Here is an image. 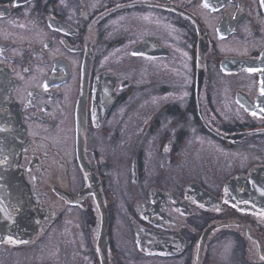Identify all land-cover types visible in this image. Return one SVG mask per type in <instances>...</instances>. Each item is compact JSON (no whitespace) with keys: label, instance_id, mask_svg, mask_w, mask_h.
Here are the masks:
<instances>
[{"label":"flooded vegetation","instance_id":"obj_1","mask_svg":"<svg viewBox=\"0 0 264 264\" xmlns=\"http://www.w3.org/2000/svg\"><path fill=\"white\" fill-rule=\"evenodd\" d=\"M0 68V264H264V0H0Z\"/></svg>","mask_w":264,"mask_h":264},{"label":"water","instance_id":"obj_2","mask_svg":"<svg viewBox=\"0 0 264 264\" xmlns=\"http://www.w3.org/2000/svg\"><path fill=\"white\" fill-rule=\"evenodd\" d=\"M9 92L7 73L0 68V235L7 233L19 220L34 218L39 213L28 189L20 183L18 163L26 133L18 107L10 99ZM104 212L101 238H105Z\"/></svg>","mask_w":264,"mask_h":264},{"label":"rangeland","instance_id":"obj_3","mask_svg":"<svg viewBox=\"0 0 264 264\" xmlns=\"http://www.w3.org/2000/svg\"><path fill=\"white\" fill-rule=\"evenodd\" d=\"M31 262V261H30Z\"/></svg>","mask_w":264,"mask_h":264}]
</instances>
